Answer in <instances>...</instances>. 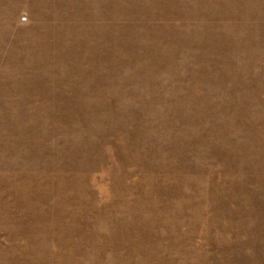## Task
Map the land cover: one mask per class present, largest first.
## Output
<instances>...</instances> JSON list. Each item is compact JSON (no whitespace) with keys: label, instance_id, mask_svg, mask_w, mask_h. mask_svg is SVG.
I'll use <instances>...</instances> for the list:
<instances>
[{"label":"rangeland","instance_id":"374dc122","mask_svg":"<svg viewBox=\"0 0 264 264\" xmlns=\"http://www.w3.org/2000/svg\"><path fill=\"white\" fill-rule=\"evenodd\" d=\"M0 264H264V0H0Z\"/></svg>","mask_w":264,"mask_h":264}]
</instances>
